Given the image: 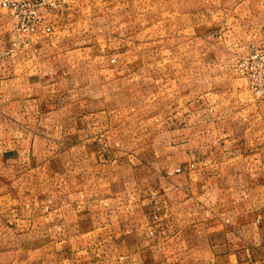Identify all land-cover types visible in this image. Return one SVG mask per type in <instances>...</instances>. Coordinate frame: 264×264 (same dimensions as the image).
I'll list each match as a JSON object with an SVG mask.
<instances>
[{"label":"crops","instance_id":"0c3cea01","mask_svg":"<svg viewBox=\"0 0 264 264\" xmlns=\"http://www.w3.org/2000/svg\"><path fill=\"white\" fill-rule=\"evenodd\" d=\"M8 25L0 8L4 51ZM41 35L36 64L0 67L7 76L0 78V246L13 247L7 264H264V238L253 234L264 232V139H246L263 131L264 100L247 101L241 87L229 89L224 66H212L213 88L183 79L162 115L154 113L164 121L138 132L126 120L150 119L153 111L137 110L126 94L116 109L109 93L137 88L142 66L123 62L108 68L117 78L93 79L101 66L59 63L60 41L53 46ZM66 53L67 61L78 55ZM146 97L153 104L152 92ZM148 133L157 137L145 139Z\"/></svg>","mask_w":264,"mask_h":264},{"label":"rangeland","instance_id":"374dc122","mask_svg":"<svg viewBox=\"0 0 264 264\" xmlns=\"http://www.w3.org/2000/svg\"><path fill=\"white\" fill-rule=\"evenodd\" d=\"M2 9L7 14L11 46L5 51L0 47V67L36 64L39 51L34 38L37 34L45 35L54 43L53 46L60 41L61 49L59 47L53 51L59 63L64 58L65 66H82V63L83 66H101V70L95 69L89 73L93 79L117 78L115 72H110L108 68L120 66L123 62L126 66H142V69L136 71V78L143 81L137 88L127 86L125 91L117 86L112 87L109 93L116 109L122 106L125 99L122 94H126L137 110L153 111L150 119L126 120L133 128L137 122L138 132L155 129L157 123L164 121L157 119L154 113L160 111L161 114L174 95L182 91L184 87L180 83L183 79L190 80L191 85H197L200 79L206 86L204 88H213L214 83L211 81L219 78L214 76L212 66H224L229 78L233 79L229 89L234 91L241 87L244 91L239 93L243 97L248 96L247 101L264 100L251 92L247 80L235 70L236 60L247 54L252 44L264 41V0H68L62 15H52L56 20L53 29L34 34L28 47L21 44L22 36L14 30L7 10ZM72 9L75 16L71 14ZM70 20L75 23L68 24ZM59 36L61 38H57ZM14 42L17 44L14 45ZM75 50L78 55L73 60L67 61V57H60V53L70 54ZM181 66H190V71L184 73ZM6 77L3 71L0 72L1 79ZM151 92L153 104L146 97ZM135 94L138 96L136 99L130 97ZM211 119L207 118L206 121ZM252 119L247 121L250 126L258 122ZM226 121L229 123V120ZM153 123L156 124L153 126ZM261 130L262 133L257 135L248 131L246 139L255 137L262 141L264 126ZM155 137V134L144 135L145 139ZM219 137V141L223 138L225 140L224 134ZM126 153L132 158H140L141 154L143 158H151L150 151ZM181 171L182 167H179L174 172ZM50 207L52 200L47 198L45 208L49 211ZM259 230L252 231L254 236L259 232L264 238V232ZM10 249L13 247L0 246V264H7Z\"/></svg>","mask_w":264,"mask_h":264},{"label":"built area","instance_id":"2783aa9c","mask_svg":"<svg viewBox=\"0 0 264 264\" xmlns=\"http://www.w3.org/2000/svg\"><path fill=\"white\" fill-rule=\"evenodd\" d=\"M67 3L68 0H0V7L7 10L14 30L22 36L21 44L28 47L34 34L53 29L56 20L52 15H62ZM235 70L247 80L251 92L264 99V41L252 44L247 54L236 60ZM161 209L156 201L155 218Z\"/></svg>","mask_w":264,"mask_h":264}]
</instances>
